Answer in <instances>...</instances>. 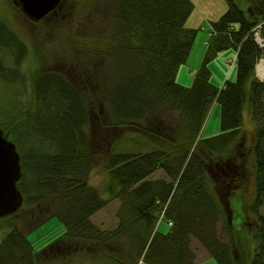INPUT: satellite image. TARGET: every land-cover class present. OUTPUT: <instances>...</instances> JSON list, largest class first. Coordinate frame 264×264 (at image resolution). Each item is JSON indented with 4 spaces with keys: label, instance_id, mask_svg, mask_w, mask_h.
Returning <instances> with one entry per match:
<instances>
[{
    "label": "trees",
    "instance_id": "16d2710c",
    "mask_svg": "<svg viewBox=\"0 0 264 264\" xmlns=\"http://www.w3.org/2000/svg\"><path fill=\"white\" fill-rule=\"evenodd\" d=\"M247 1L242 11L234 0H225V13L208 23L206 51L190 87L178 84L176 75L200 32L186 26L194 10L191 0L59 4L62 19L70 11L68 22L55 32L62 57L69 52L62 59L67 70L58 71L61 61L53 64L58 67L32 71L26 110L17 105L15 113L7 107L0 113V129L20 156L17 188L23 199L22 217L0 238V264H79L75 254L84 257L80 264H195L189 236L215 264H264V181L253 178L255 196L248 201L254 168L247 160L251 149L240 146L246 105L252 149L262 151L264 160V81L255 75L264 47L254 38L257 33L264 40V0ZM229 50L236 53L229 63L236 66V79L219 88L209 66ZM0 51L13 58L9 67L0 57V82L21 81L26 47L1 18ZM214 104L219 133L201 139ZM89 126L101 131L106 149L92 140ZM123 131L135 133L132 143L141 144L137 136L146 135L155 147L115 154ZM96 166L106 175L102 190L109 200L88 184ZM208 167L220 171L225 203L219 186L215 194L211 189ZM158 171L166 180L150 178ZM110 199L120 202L118 222L100 231L90 217ZM162 212L164 222H171V227L165 223V233L157 231ZM252 216L254 231L248 221ZM53 219L64 231L35 250L28 236ZM219 221L225 242L217 237ZM233 221L252 234L249 239L240 238Z\"/></svg>",
    "mask_w": 264,
    "mask_h": 264
},
{
    "label": "rangeland",
    "instance_id": "374dc122",
    "mask_svg": "<svg viewBox=\"0 0 264 264\" xmlns=\"http://www.w3.org/2000/svg\"><path fill=\"white\" fill-rule=\"evenodd\" d=\"M191 2L193 4L194 10L189 19L187 20L186 26L194 30H203L206 26L205 22L207 20H210L212 22L217 21L227 10V4L225 0H191ZM234 2L242 11H245L249 4V1L247 0H234ZM68 4L69 0L63 5ZM57 8L54 12L50 13L43 20L37 23H33L22 14L15 0H0V18L3 19L11 27L15 34L20 37V40L26 47V57L23 63H21L20 65V73L23 76L21 81L13 85H6L0 82V113L2 112V108L4 107H7L8 112L15 113V106L17 105L19 106L21 111L26 110L27 105H29L31 95L30 74L32 71L38 70L42 67L51 66L61 61L63 65L58 68V71L67 70V67H64V60L62 59H65L66 56L68 58L69 52L65 47L66 52L63 53L64 57H62L63 47L61 46V42H55V38L57 37V34L55 32H58V30L63 28V22H68V16L70 14V11L65 10L66 14L62 19L61 16L64 14L63 8H61L60 10H57ZM205 37L206 36L204 31H201L197 36L194 49H196L199 44L202 47L203 40L205 39ZM59 38L61 39L63 38V36H59ZM0 57L3 59L5 65H8L9 67L13 66V58L11 54H6L3 51H0ZM217 57L214 59V61L217 59L218 63H213V61V64L211 63L209 68L210 70L212 69L214 83L220 88L223 86L226 80L228 82H234L236 79L235 64H233L231 68L229 67V63H231V61L235 59L236 53L233 50H229L220 53V55H218ZM54 66L58 67L59 64L53 65L51 68H54ZM92 68H94V65L91 66V69ZM183 73L184 67L182 68L181 75L178 79L182 83H186L189 80L188 87H190L192 85L194 76L190 78L189 74L183 75ZM223 78L225 79L222 80ZM176 82L179 84L178 81ZM246 108L247 106L244 105L242 110V121L240 126V132L242 133V144H240V146L242 148L247 147L251 149L248 153L247 160H249L251 166L253 165L254 169L251 168L253 176L251 175L249 180L250 185L246 190V196L249 201L252 200L255 196L253 178L257 177L260 180L264 181V160L262 151H254L252 149V146H254V133L252 123H250L249 119L245 117ZM2 117L3 116H1L0 118ZM87 130L89 132V135L92 137V140L97 143L99 148L102 150L106 149L107 142L102 139L101 131L99 129H96L95 126H89L87 127ZM218 133L219 107L218 105L214 104L203 125L201 139L214 137ZM134 135V132L123 131L121 134V137L123 139L119 140L120 143L116 145V148L113 149V152L117 154L124 153L127 151H142L143 153L144 151H146V149H149V147H155L154 144L149 143L148 136L146 135H143L142 137L139 135L137 136V139L139 142H141V144L132 143V141L129 139L134 138ZM132 144H134L136 147ZM139 145H141V148L138 147ZM197 151L198 153H202L201 149H197ZM218 173H220V171ZM218 173L214 172L212 167L207 168V180L210 183L211 189L213 190L214 194L215 191L219 189L218 186L220 184V181H222V178L217 176ZM105 177L106 175L103 174V170L100 168V166H96L89 175L88 184L92 189L96 190L97 192H102V189L104 188L103 184ZM150 178L166 180V175L158 171L154 173ZM100 196L104 200H109V194L106 191H103ZM232 198L233 197L230 196V200H232ZM237 200L238 197L236 193L235 201ZM119 206L120 202L118 200L113 201L110 199V202L107 206H105L100 211L90 217L91 224L100 231L112 230V228L118 222L115 218V214ZM16 213L12 215H15ZM260 214L264 216V207L260 209ZM12 215H10V217L0 223V238L5 235V233L10 229L11 225H15V223L19 221L20 217H22L21 212H18L15 217ZM9 219L10 221H8ZM250 219L252 220L250 221L252 222L251 226L254 227V231L255 228L257 229V225L256 223H254L255 217L252 216ZM5 221L7 222L4 223ZM239 225V221H233L232 227L234 231L238 233L240 238L246 237L247 239H249L250 235L252 234L249 231H244V229H241ZM216 229L218 240H220L221 242H225L224 237L223 235H221L220 232V221L217 223ZM167 230L168 227L164 222H162L157 228V231L160 233H165ZM63 231L64 230L61 224L56 219H53L47 222L42 228L30 234L28 236V240L34 247V249L38 250L41 246L46 244L48 241H50L57 235H61ZM252 245L254 246L253 243ZM188 247L191 251V254L193 256L192 260L195 261V264H215V260L210 256L209 252L193 236L188 237ZM83 258L84 257L80 256L79 254H75L74 256V259H77L76 262H78L79 264L83 262Z\"/></svg>",
    "mask_w": 264,
    "mask_h": 264
},
{
    "label": "water",
    "instance_id": "95a60500",
    "mask_svg": "<svg viewBox=\"0 0 264 264\" xmlns=\"http://www.w3.org/2000/svg\"><path fill=\"white\" fill-rule=\"evenodd\" d=\"M22 14L37 23L56 10L62 0H15ZM21 179L20 156L13 142L0 129V219L16 213L22 206L17 188Z\"/></svg>",
    "mask_w": 264,
    "mask_h": 264
},
{
    "label": "crops",
    "instance_id": "0c3cea01",
    "mask_svg": "<svg viewBox=\"0 0 264 264\" xmlns=\"http://www.w3.org/2000/svg\"><path fill=\"white\" fill-rule=\"evenodd\" d=\"M211 21L210 20H207L206 22H205V24H206V26L204 27V29L202 30V29H200V32L201 31H204V33H205V39L203 40V45H202V47L200 46V44L198 45V47L196 48V49H194V46H193V48H192V52H191V54H190V56H189V58H188V60H187V62H186V64L184 65V66H182V67H180L179 68V70H178V72H177V75H176V81H178L179 82V84L180 85H182V86H184L185 85V87H188V83H189V80H188V82H186V83H182V82H180L179 81V77H180V75H181V70H182V68L184 67V73H183V75L185 74H189V77L191 78V77H193L194 76V74L196 73V71L198 70V68H199V66H200V64H201V61H202V58H203V55H204V53H205V51H206V41H207V38L209 37V34H210V27H209V25H208V23H210ZM199 32V33H200ZM198 33V34H199ZM198 36V35H197ZM197 40V39H196ZM196 43V42H195ZM195 45V44H194ZM220 55V54H219ZM218 58V57H217ZM229 62V61H228ZM213 63H218L217 62V59L213 62ZM212 63V64H213ZM232 67V66H231ZM230 67V68H231ZM255 75H256V73H255ZM225 78H223L222 80H224ZM214 78H213V72H212V69H211V81L214 83ZM216 80V79H215ZM227 81V80H226ZM215 84V83H214ZM245 117L246 118H248V119H250V117H249V114H248V112H247V109H246V111H245Z\"/></svg>",
    "mask_w": 264,
    "mask_h": 264
},
{
    "label": "built area",
    "instance_id": "2783aa9c",
    "mask_svg": "<svg viewBox=\"0 0 264 264\" xmlns=\"http://www.w3.org/2000/svg\"><path fill=\"white\" fill-rule=\"evenodd\" d=\"M254 38H255V41H256L258 44H260V45H262V46L264 47V41H261V40L258 39V34H257V33L254 34ZM259 65H261V71H259V69H258V66H259ZM256 76H257V78H258L261 82L264 81V57L261 58V59L259 60L258 64H257V67H256ZM163 221H165V219H164L163 212H162V213L158 216V222H163ZM165 223H166L169 227H171V222H165Z\"/></svg>",
    "mask_w": 264,
    "mask_h": 264
},
{
    "label": "bare ground",
    "instance_id": "6f19581e",
    "mask_svg": "<svg viewBox=\"0 0 264 264\" xmlns=\"http://www.w3.org/2000/svg\"><path fill=\"white\" fill-rule=\"evenodd\" d=\"M258 39L261 40L260 37H259V35H258ZM261 41H264V40H261ZM258 69H259V71H261V65L258 66ZM219 191H220V195H221L222 201H223V203H225L224 200L226 199V192H225V189H223L222 185L219 186ZM250 218H251V217H250ZM250 218L248 219V221L251 220ZM230 221H232V218H230V219L228 220V222H229L228 224H230ZM251 221H252V220H251ZM251 221H250V224H252ZM254 223H255V222H254Z\"/></svg>",
    "mask_w": 264,
    "mask_h": 264
},
{
    "label": "flooded vegetation",
    "instance_id": "af4514ba",
    "mask_svg": "<svg viewBox=\"0 0 264 264\" xmlns=\"http://www.w3.org/2000/svg\"><path fill=\"white\" fill-rule=\"evenodd\" d=\"M67 1H68V0H62V2H60V4H61V3H64V2H67ZM58 6H59V5H58Z\"/></svg>",
    "mask_w": 264,
    "mask_h": 264
}]
</instances>
